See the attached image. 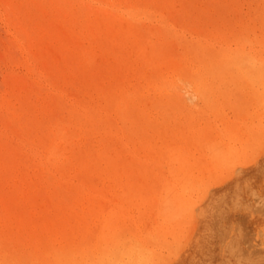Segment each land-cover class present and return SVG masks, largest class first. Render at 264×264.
Segmentation results:
<instances>
[{
    "label": "rangeland",
    "instance_id": "374dc122",
    "mask_svg": "<svg viewBox=\"0 0 264 264\" xmlns=\"http://www.w3.org/2000/svg\"><path fill=\"white\" fill-rule=\"evenodd\" d=\"M82 1L0 0V264H264V0Z\"/></svg>",
    "mask_w": 264,
    "mask_h": 264
},
{
    "label": "bare ground",
    "instance_id": "6f19581e",
    "mask_svg": "<svg viewBox=\"0 0 264 264\" xmlns=\"http://www.w3.org/2000/svg\"><path fill=\"white\" fill-rule=\"evenodd\" d=\"M12 1H14V0H12ZM25 1V0H24ZM31 1V0H30ZM38 1V0H37ZM66 1V0H65ZM82 1V0H81ZM93 1V0H92ZM104 1V0H103ZM138 1V0H137ZM140 1V0H139ZM2 2V1H1ZM6 2V1H5ZM17 2V1H16ZM20 2V1H19ZM83 2V1H82ZM8 3V2H7ZM37 3V2H36ZM56 3V2H55ZM63 3V2H62ZM87 3V2H86ZM129 3V2H128ZM9 5V7H10V3H8ZM20 4V3H19ZM53 4V3H52ZM60 4H61V2H60ZM68 4V3H67ZM67 4H65V5H67ZM75 4V3H74ZM130 4H132V2H130ZM2 5V4H1ZM12 5V4H11ZM31 5V4H30ZM35 5V4H34ZM33 5V6H34ZM55 5V4H54ZM79 5H81V4H79ZM85 5V4H84ZM3 6V5H2ZM14 6V5H13ZM36 6V5H35ZM45 6V5H44ZM46 6H49V4L48 5H46ZM69 6V5H68ZM74 6V5H73ZM17 6H15V8H16ZM22 7V6H21ZM43 7V6H42ZM50 7V6H49ZM71 7V6H70ZM85 7H87V6H85ZM14 8V7H13ZM12 8V9H13ZM44 8V7H43ZM66 8H68V7H66ZM179 8V7H178ZM2 10V9H1ZM9 10V9H8ZM16 10V9H15ZM22 10V9H21ZM43 10H45V9H43ZM47 10V9H46ZM45 10V11H46ZM51 10V9H50ZM55 10V9H54ZM10 11V10H9ZM14 11V10H13ZM12 11V12H13ZM25 11H26V8H25ZM109 11V10H108ZM3 12V11H2ZM4 12H6V9H5V11ZM47 12V11H46ZM50 13V11L47 13V14H49ZM57 13V12H56ZM62 13V12H61ZM100 13V12H99ZM138 13V12H137ZM43 14V13H42ZM58 14H59V12H58ZM67 14V13H66ZM72 14V13H71ZM14 15V14H13ZM13 15H11L12 16V18L14 19L15 18V15L13 16ZM30 15H31V13H30ZM46 15V14H45ZM45 15H43V16H45ZM111 15V14H110ZM127 15V14H126ZM6 16V15H5ZM21 16V15H20ZM25 16V15H24ZM32 16V15H31ZM48 16V15H47ZM17 17H18V14H17V16H16V19H17ZM28 17V16H27ZM52 18H54L53 16H51ZM75 17V16H74ZM112 17V16H111ZM114 17V16H113ZM7 18V17H6ZM19 18V17H18ZM55 18H59V17H55ZM63 18V17H62ZM30 19V18H29ZM68 19V18H67ZM252 19V18H251ZM3 20V19H2ZM10 20H12L11 19V17H10ZM18 20H20V19H18ZM28 20V19H27ZM27 20L26 21H24V22H27ZM48 20H50V19H48ZM47 20V21H48ZM55 20V19H54ZM53 20V21H54ZM136 20V19H135ZM141 20H142V18H141ZM16 21V20H15ZM21 21V20H20ZM20 21L18 22V25H19V23H20ZM29 22H31L30 20H28ZM43 21V20H42ZM46 21V22H47ZM57 21V20H56ZM62 21H64V19H62ZM133 21V20H132ZM17 22V21H16ZM16 22H13V23H16ZM23 22V23H24ZM33 22V21H32ZM51 22V21H50ZM69 22H70V20H69ZM159 22V21H158ZM23 23H22V25H23ZM39 23V22H38ZM37 23V24H38ZM29 24V23H28ZM27 25V24H26ZM12 26V25H11ZM21 26V25H20ZM25 26V25H24ZM38 26H41V25H38ZM33 27V26H32ZM54 27V26H53ZM166 27V26H165ZM16 28H18V27H16ZM34 28V27H33ZM40 28V27H39ZM168 28V27H167ZM170 28V27H169ZM41 29V28H40ZM62 30V29H61ZM60 30V31H61ZM10 31V30H9ZM42 31V30H41ZM180 31V30H179ZM25 32V31H24ZM37 32V31H36ZM181 32V31H180ZM252 33V32H251ZM188 35V34H187ZM21 37V36H20ZM5 38V37H4ZM19 38V37H18ZM17 38V39H18ZM20 39H22V40H24L23 38H20ZM154 39V38H153ZM22 40H19V41H22ZM156 40V39H155ZM2 41H4V40H2ZM66 41V40H65ZM73 41H76V40H73ZM247 41V40H246ZM23 42H25V40L23 41ZM71 42H72V40H71ZM77 42V41H76ZM19 43V42H18ZM33 43V42H32ZM31 43V44H32ZM58 43V42H57ZM80 43V42H79ZM6 44V43H5ZM10 45V44H9ZM78 45V44H77ZM81 45V44H80ZM111 46V45H110ZM21 47H23V46H21ZM28 47V46H27ZM112 47V46H111ZM7 48H8V46H7ZM6 48V49H7ZM25 48V47H24ZM30 48V47H29ZM29 48H28V50H29ZM33 48V47H32ZM37 48V47H36ZM259 48V47H258ZM38 49V48H37ZM97 49V48H96ZM248 49H250V48H248ZM8 50V49H7ZM24 50V49H23ZM247 50V49H246ZM20 51V50H19ZM22 51V50H21ZM27 51V50H26ZM38 51V50H37ZM40 51V50H39ZM42 51V50H41ZM97 51V50H96ZM258 51V50H257ZM1 52V51H0ZM49 52V51H48ZM24 53V52H23ZM34 53V52H33ZM21 54L19 53V56H20ZM2 56L4 57V55L2 54ZM24 56V55H23ZM55 56V55H54ZM257 57V56H256ZM1 58V57H0ZM99 58V57H98ZM2 59V58H1ZM5 58H3L2 60H3V62L2 63H4L5 62V60H4ZM29 59V58H28ZM33 60V59H32ZM98 60H100V59H98ZM10 62V61H9ZM29 62V61H28ZM1 63V62H0ZM33 63H35L34 62V60H33ZM12 64V63H11ZM22 64V63H21ZM28 64V63H27ZM39 65V64H38ZM47 65V64H46ZM66 65V64H65ZM75 65H76V63H75ZM17 65L15 64V67H16ZM27 66V65H26ZM25 66V67H26ZM30 66V65H29ZM34 66V65H33ZM37 66V65H36ZM14 67V66H13ZM22 67V66H21ZM32 67V66H31ZM53 67V66H52ZM62 67V66H61ZM77 67V66H76ZM82 67V66H81ZM10 68V67H9ZM33 68V67H32ZM37 68V67H36ZM63 68V67H62ZM5 69V68H4ZM22 69V68H21ZM20 69V70H21ZM28 69H30V68H28ZM73 69V68H72ZM75 69V68H74ZM27 70V69H26ZM37 70H39V69H37ZM36 69H35V71H37ZM83 70H84V68H83ZM12 71H14V70H12ZM21 72V71H20ZM40 72V71H39ZM240 72H241V70H240ZM0 73H2V72H0ZM15 73V72H14ZM13 73V74H14ZM18 73H19V71H18ZM21 73H23V72H21ZM20 73V74H21ZM29 73V72H28ZM36 73V72H35ZM40 73H42V72H40ZM39 73V74H40ZM12 74V73H11ZM19 74V75H20ZM24 74V73H23ZM32 74V73H31ZM3 74H1V76H2ZM22 75V74H21ZM41 76H42V74H40ZM39 75V76H40ZM10 76V75H9ZM8 76V77H9ZM40 76V77H41ZM45 76V75H44ZM7 77V78H8ZM48 77V76H47ZM98 77V76H97ZM101 77V76H100ZM130 77V76H129ZM170 77V76H169ZM10 78V77H9ZM37 78V77H36ZM35 78V79H36ZM39 78V77H38ZM45 78V77H44ZM49 78V77H48ZM171 79V78H170ZM1 80V79H0ZM34 80V79H33ZM48 80V82H49V80L50 79H47ZM56 80V79H55ZM24 81V80H23ZM41 81V80H40ZM52 81V80H51ZM7 82V81H6ZM25 82V81H24ZM34 82V81H33ZM151 82H152V80H151ZM8 83H10V81L8 82ZM106 83H107V81H106ZM1 84L2 83H0V86H1ZM21 84V83H20ZM249 84V83H248ZM31 85V84H30ZM44 85V84H43ZM180 85V84H179ZM12 86V85H11ZM15 86V85H14ZM42 86V85H41ZM50 86H52V85H50ZM193 87V86H192ZM1 88V87H0ZM3 88L4 87H2V90H3ZM41 88V87H40ZM45 88V87H44ZM57 88V87H56ZM164 88V87H163ZM173 89V88H172ZM5 90V89H4ZM13 90V89H12ZM26 90V89H25ZM24 90V91H25ZM35 90V89H34ZM41 90V89H40ZM46 90V89H45ZM55 90V89H54ZM58 89H56V91H57ZM150 90H151V88H150ZM20 91V90H19ZM50 91V90H49ZM10 92V91H9ZM23 92V91H22ZM40 92V91H39ZM171 92V91H170ZM128 94V93H127ZM4 95V94H3ZM22 95V94H21ZM20 95V96H21ZM158 96V95H157ZM13 97V96H12ZM59 97V96H58ZM21 99V98H20ZM33 100V99H32ZM66 100V99H65ZM71 100V99H70ZM144 100V99H143ZM56 103V102H55ZM7 109V108H6ZM18 109V108H17ZM169 110V109H168ZM50 111V110H49ZM52 111V110H51ZM5 112V111H4ZM84 113V112H83ZM82 113V114H83ZM73 114V113H72ZM161 114V113H160ZM9 115V114H8ZM7 115V116H8ZM110 115V114H109ZM18 116V115H17ZM76 116V115H75ZM229 116V115H228ZM12 117V116H11ZM110 117V116H109ZM219 118V117H218ZM13 119V118H12ZM14 119H16V118H14ZM9 120H10V118H9ZM102 120V119H101ZM8 121V120H7ZM103 121V120H102ZM9 122V121H8ZM116 122V121H115ZM13 123V122H12ZM46 124V123H45ZM61 125V124H60ZM93 125H94V123H93ZM14 126H16V125H14ZM187 127V126H186ZM8 128H10V126L8 127ZM260 128V127H259ZM69 129H70V127H69ZM115 129V128H114ZM113 129V130H114ZM120 129V128H119ZM1 130V129H0ZM50 130V129H49ZM52 130V129H51ZM121 130V129H120ZM9 131V130H8ZM67 131V130H66ZM71 131H73V130H71ZM109 131V130H108ZM112 131V130H111ZM111 131H109V132H111ZM232 131V130H231ZM16 132V131H15ZM230 132V131H229ZM35 133V132H34ZM55 133V132H54ZM65 133V131H63V134ZM177 133H179V132H177ZM5 134V133H4ZM7 134V133H6ZM62 134V133H61ZM62 134V135H63ZM8 135V134H7ZM7 138V137H6ZM11 139V138H10ZM63 139V138H62ZM95 139H96V137H95ZM85 140V139H84ZM16 141V140H15ZM20 141H21V139H20ZM19 141V142H20ZM44 141V140H43ZM77 141V140H76ZM210 141V140H209ZM1 142V141H0ZM105 142V141H104ZM18 143V142H17ZM180 143V142H179ZM200 143H202V142H200ZM36 144V143H35ZM158 144V143H157ZM156 144V145H157ZM63 145V144H62ZM160 145V144H159ZM29 146V145H28ZM83 146V145H82ZM96 146V145H95ZM202 146V145H201ZM10 147V146H9ZM97 147V146H96ZM95 147V148H96ZM203 147V146H202ZM60 148V147H59ZM186 148V147H185ZM29 149V148H28ZM98 149V148H97ZM193 149V148H192ZM192 149H191V151H192ZM17 150V149H16ZM117 150V149H116ZM239 150V149H238ZM24 151H25V149H24ZM111 151H113V150H111ZM107 152H109V151H107ZM69 153V152H68ZM94 153V152H93ZM96 153V152H95ZM112 153V152H111ZM25 154V153H24ZM206 154H208V152L206 153ZM93 155V154H92ZM102 156H104V155H102ZM136 156V155H135ZM32 158V157H31ZM222 157H220L219 155H215L214 156V160H216V162H218L219 164H222L223 162H228L229 160V158L228 159H226V160H222L221 159ZM50 159H52V157L50 158ZM160 160V159H159ZM19 161V160H18ZM17 161V162H18ZM74 161V160H73ZM261 161V160H260ZM172 162L173 163H178L179 164V166L178 167H176V168H174L173 170H172V173L174 174L173 176H175L176 177V182H179L180 181V184L182 183V184H184V185H188L189 183H192V185H194L195 183H200V185L203 183V178H201V177H194V176H190V174H189V170H188V164H189V166L191 165H193V164H191L190 163V161L188 160V158H187V156L185 155V154H183V153H179V156L178 157H176V158H174V159H172ZM29 162H27V164H28ZM36 163V162H35ZM58 163V162H57ZM59 164V163H58ZM151 165V164H150ZM152 166V165H151ZM21 167V166H20ZM28 167V166H27ZM30 167V166H29ZM253 167V166H252ZM214 170V168H213V166L210 168V173L212 172ZM20 171V170H19ZM28 171V170H27ZM145 171V170H144ZM242 171V170H241ZM17 172V171H16ZM246 173V172H245ZM249 173V172H248ZM19 174V173H18ZM57 174V173H56ZM245 175V174H244ZM249 175V174H248ZM20 176V175H19ZM58 176V175H57ZM146 176H149V174H147ZM33 177V176H32ZM248 177V176H247ZM9 178H10V176H9ZM20 178V177H19ZM34 178V177H33ZM205 179H206V181H205V183L203 184V188H202V190H203V193H204V199H207L209 196H210V194H211V192L216 188H218V187H221V186H223L224 187V185H226V184H228V182H229V179L227 178V177H223V176H219V177H217V178H215V176L214 175H212V176H206V177H204ZM235 178V177H234ZM11 179V178H10ZM3 180V179H2ZM160 179H158V181H159ZM5 181V180H4ZM14 181H16V180H14ZM30 181H31V179H30ZM35 181V180H34ZM18 182V181H17ZM16 182V183H17ZM77 182V181H76ZM11 183V182H10ZM156 183L159 185V183L156 181ZM160 183H162V182H160ZM20 184H21V182H20ZM55 184H57V183H55ZM113 184V183H112ZM146 184H148V183H146ZM34 185H35V183H34ZM73 186H75V185H73ZM8 187V186H7ZM37 187V186H36ZM39 187V186H38ZM79 187H81L80 185H79ZM187 187H189V185L187 186ZM6 188V187H5ZM10 189V188H9ZM12 189V188H11ZM83 191L85 190V189H82ZM169 190L170 191H172L173 189L172 188H169ZM232 190V189H231ZM86 191V190H85ZM260 191V190H259ZM25 192V191H24ZM23 192V193H24ZM35 192V191H34ZM75 192V191H74ZM77 192V191H76ZM75 192V193H76ZM37 193V192H36ZM50 193V192H49ZM78 193H80V192H77V194ZM264 193V192H263ZM263 193H261L262 195H263ZM25 194V193H24ZM85 194V193H84ZM188 194H191V192H189V193H187V194H182V196H179V195H174L173 197H171L170 198V200H169V204H170V206L171 207H173L174 209H175V214H176V216L178 217V222L180 223V224H188V223H190L193 219H195L196 218V212H197V208L196 207H193V205H192V203H191V200H190V198H185V196H187ZM260 194V193H259ZM260 194V195H261ZM35 196H36V194H34ZM80 195V194H79ZM81 195H83V194H81ZM109 195V194H108ZM259 195V196H260ZM14 196V195H13ZM163 196H164V194H163ZM196 196V195H195ZM258 196V197H259ZM81 197V196H80ZM251 197V196H250ZM210 198V197H209ZM248 198V197H247ZM252 199H253V197H252ZM39 200V199H38ZM261 200V199H260ZM73 201V200H72ZM194 201H196V200H194ZM197 202V201H196ZM254 204V203H253ZM256 204V203H255ZM28 205V204H27ZM206 205H208V204H206ZM206 207V206H205ZM233 207V206H232ZM248 207V206H247ZM261 207V206H260ZM45 208V207H44ZM51 208H53V207H51ZM242 208V207H241ZM262 208V207H261ZM206 209V208H205ZM44 210V209H43ZM203 210V209H202ZM232 210V209H231ZM259 210V209H258ZM2 211V210H1ZM136 212V211H135ZM259 212V211H258ZM205 213V212H204ZM215 213H218V212H215ZM231 213V212H230ZM136 214V213H135ZM7 215V214H6ZM242 215V214H241ZM8 216V215H7ZM107 216V215H106ZM209 216V215H208ZM236 217V216H235ZM135 218H137V217H135ZM113 219V217L110 215L107 219H106V225H105V228L103 229V234L104 235H107V232H109V234H108V238L106 239V242H107V244H109V245H112V244H114V247L117 245V244H119V242H120V240L121 239H123V229L121 228V225H120V227L118 226V227H115V229L116 230H114L112 227H109L110 226V224H109V222L111 221ZM217 219H218V217H217ZM221 219H223V218H221ZM250 219V218H249ZM264 219V218H263ZM11 220V219H10ZM67 220V219H66ZM6 221V220H5ZM202 221V220H201ZM95 222H97V221H95ZM231 222V221H230ZM213 223V222H212ZM214 223H215V221H214ZM12 224V223H11ZM19 224V223H18ZM119 224H121V222L119 223ZM227 224H228V222H227ZM199 225V224H198ZM60 226V225H59ZM58 226V227H59ZM144 226V225H143ZM231 226V225H230ZM235 226V225H234ZM248 226V225H247ZM39 227V226H38ZM236 228V227H235ZM140 229V228H139ZM249 229V228H248ZM1 230V229H0ZM11 230V229H10ZM61 230H62V228H61ZM199 230V229H198ZM229 230H230V228H229ZM21 230H19V232H20ZM25 231V230H24ZM33 231V230H32ZM236 231H237V229H236ZM248 231H251V229L250 230H248ZM247 231V232H248ZM35 232V231H34ZM44 232V231H43ZM48 232V231H47ZM225 232H227V231H225ZM3 233V232H2ZM220 233V232H219ZM262 233V232H261ZM21 234V233H20ZM221 234V233H220ZM228 234V233H227ZM12 235V234H11ZM16 235V234H15ZM26 235V234H25ZM153 235V234H152ZM154 235H156V234H154ZM211 235H213V234H211ZM222 235V234H221ZM252 235H253V233H252ZM235 236V235H234ZM96 237V236H95ZM122 237V238H121ZM195 237V236H194ZM8 238V237H7ZM19 238V237H18ZM33 238V237H32ZM132 238V237H131ZM229 238V237H228ZM9 239V238H8ZM248 239V238H247ZM170 240V239H169ZM205 240V239H204ZM6 241V240H5ZM13 241V240H12ZM230 241V240H229ZM13 243V242H12ZM220 243H222V242H220ZM247 243V242H246ZM34 244V243H33ZM65 244V243H64ZM223 244V243H222ZM236 244V243H235ZM218 245V244H217ZM248 245V244H247ZM26 246V245H25ZM28 246H30L29 244H28ZM57 246V245H56ZM150 246V245H149ZM222 246V245H221ZM236 246V245H235ZM250 246H252V245H250ZM259 247H260V245H258ZM15 247V246H14ZM27 247V246H26ZM31 247V246H30ZM152 247V246H151ZM32 248V247H31ZM49 248V247H48ZM109 248V247H108ZM106 249L105 250V255L107 256V258L110 256V255H115L116 254V252H114V253H111V250H109V249ZM234 248V247H233ZM237 248V247H236ZM9 249H10V247H9ZM34 249V248H33ZM101 249V246H99L98 247V250H100ZM8 250V249H7ZM11 250V249H10ZM27 250V249H26ZM44 250V249H43ZM50 250V249H49ZM185 250H187V249H185ZM198 250V249H197ZM15 251V250H14ZM25 251V250H24ZM28 251V250H27ZM138 252H137V255H136V258H134L133 259V263L132 264H146V262L148 261V260H146V258H145V256L143 255V254H141L140 253V250L138 249L137 250ZM218 251H220V250H218ZM261 251V250H260ZM2 252V251H1ZM33 252V251H32ZM31 252V253H32ZM187 252V251H186ZM191 252H193L192 250H191ZM221 252V251H220ZM226 252V251H225ZM242 252V251H241ZM3 253V252H2ZM190 253V252H189ZM264 253V252H263ZM33 254V253H32ZM39 254V253H38ZM43 254V253H42ZM54 254V253H53ZM52 254V255H53ZM191 254V253H190ZM194 254V253H193ZM200 254V253H199ZM240 254V253H239ZM19 255H20V253H19ZM24 255H25V253H24ZM41 255V254H40ZM252 255V254H251ZM29 256V255H28ZM28 256H27V258H28ZM48 256H50V255H48ZM191 256V255H190ZM239 256V255H238ZM15 257V256H14ZM13 257V258H14ZM30 257V256H29ZM34 257V256H33ZM32 257V258H33ZM54 257V256H53ZM52 257V258H53ZM200 257V256H199ZM258 257H259V255H258ZM26 258V257H25ZM31 258V257H30ZM31 258V259H32ZM39 258V257H38ZM42 258V257H41ZM188 258V257H187ZM190 258V257H189ZM193 258V257H192ZM224 258V257H223ZM20 259V258H19ZM51 259V258H50ZM54 259V258H53ZM85 259V258H84ZM178 259H180L181 260V258H178ZM177 259V260H178ZM216 259V258H215ZM239 259V258H238ZM237 259V260H238ZM258 259V258H257ZM21 260H23V259H21ZM28 260V259H27ZM46 260V259H45ZM62 260V259H61ZM79 260V259H78ZM231 260H232V258H231ZM236 260V261H237ZM256 260V259H255ZM19 261V260H18ZM26 261V260H25ZM32 261V260H31ZM34 261V260H33ZM39 261H40V259H39ZM126 261V260H125ZM190 261V260H189ZM241 261V260H240ZM254 261V260H253ZM259 261V260H258ZM261 261V260H260ZM5 262V261H4ZM17 262V261H16ZM79 262V261H78ZM174 262V261H173ZM188 262V261H187ZM192 262V261H191ZM220 262V261H219ZM38 263V262H37ZM116 262H113V264H115ZM177 263V262H176ZM181 264H182V262H180ZM215 263V262H214ZM234 263V262H233ZM260 263V262H259ZM2 264V263H1ZM7 264V263H6ZM10 264V263H9Z\"/></svg>",
    "mask_w": 264,
    "mask_h": 264
}]
</instances>
